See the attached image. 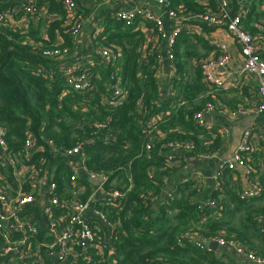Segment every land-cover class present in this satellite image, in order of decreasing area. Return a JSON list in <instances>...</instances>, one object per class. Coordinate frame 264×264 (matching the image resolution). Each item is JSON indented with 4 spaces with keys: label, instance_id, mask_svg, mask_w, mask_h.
<instances>
[{
    "label": "trees",
    "instance_id": "16d2710c",
    "mask_svg": "<svg viewBox=\"0 0 264 264\" xmlns=\"http://www.w3.org/2000/svg\"><path fill=\"white\" fill-rule=\"evenodd\" d=\"M45 1L47 12L51 14L47 22L38 17L34 24L29 19L24 31L0 23V127L4 130L8 155L23 154L25 141L31 136L36 150L24 158L26 164L47 168L56 184L54 192L60 200H67L72 196L71 172L62 151L79 143L84 145L85 169L106 174L102 190L105 193L115 189L125 192L119 204H95V208L105 212L109 222L116 224L112 230L113 254H109L107 264H232L214 250L198 245L218 236L244 244L253 251L246 242L244 229L250 227L256 232H264V210L248 211L253 202L264 197V179L259 182L262 190L259 196L242 200L240 194L244 189H239L230 200L223 201L227 170L222 174L221 187L205 201L193 180L181 182L176 175L177 168L165 164L160 149L164 140L182 139L193 141V154H214L222 149L223 136L214 129L199 127L193 114L208 102L226 109L244 108L235 98L225 101L221 97L227 89L210 93L202 81L199 63L203 55L190 51L186 44H191L193 39L200 43L206 41L196 35L190 37L181 33L172 48V63L177 72L172 77L159 79L156 75L161 65V41L154 37L146 39L136 22L126 25L113 14L104 13L100 19L101 30L93 44L111 47L120 53L116 68L100 62L92 69L90 87L72 91L66 87L64 76L56 74V62L40 54L39 48L60 44L70 50L72 45L71 24L61 2ZM231 1L234 10L238 0ZM146 2L154 5L152 0ZM15 3L16 0H0V14L13 8ZM171 6L189 14L215 9L216 5L215 0L204 3L171 0ZM16 15L26 16L23 11ZM241 22L246 31L264 40V0H250L242 10ZM197 24L206 32L214 30L203 23ZM42 29L45 37H42ZM188 54L194 55L195 59L190 76L184 73V60ZM46 70L54 73L52 78H47ZM113 73L119 78L126 99L109 108L105 98L108 76ZM170 86L175 90L174 95L167 93ZM139 100L143 110L141 116L136 112ZM165 113L167 115L157 122L155 133L162 140L155 139L147 150L141 121ZM48 140L52 145L47 143ZM250 157L251 154L244 156L246 163ZM28 183L27 179H22L19 184L28 191ZM78 184L85 187L77 194L78 199L85 201L91 194L92 185L86 179H78ZM16 185L8 183L7 187L15 190ZM165 189H168V195L162 197ZM211 200L217 205L211 206ZM240 209L248 212L239 219L243 230L231 223L232 212ZM204 217L205 221L201 222ZM98 261L93 254L90 264Z\"/></svg>",
    "mask_w": 264,
    "mask_h": 264
},
{
    "label": "built area",
    "instance_id": "2783aa9c",
    "mask_svg": "<svg viewBox=\"0 0 264 264\" xmlns=\"http://www.w3.org/2000/svg\"><path fill=\"white\" fill-rule=\"evenodd\" d=\"M59 1L67 15L68 22L71 24L69 36L71 38L75 37L80 32L84 22L82 15L79 14L82 0ZM93 1L98 5L108 2V0ZM249 1L238 0L237 8L233 10V2L231 0H215V9H209L202 13L185 14L180 9L172 7L171 0H152V3L159 8L160 12H155L148 5L141 3L129 9H119L113 13V16L126 25H131L134 22L138 23L146 39L154 37L158 39L157 41L164 43L162 56L159 60L161 64L160 70L156 75L159 79L172 77L177 72L172 63V48L183 29H185L186 23L197 21L213 29H225L234 37L243 57V64L239 71L240 76H245L247 79L257 83L254 110L257 114H262L264 113V40L253 36L242 25V10L247 7ZM19 11H23L26 16L30 17H38L43 13L39 0H25L19 6H14L2 12L0 14V23L14 27V15ZM162 15L168 19V27L163 23ZM212 45L216 54L203 57L199 63L202 81L208 86L210 93L220 88L227 89L229 84L233 86L238 83V80H235L234 76L232 78L230 73L221 75L217 72V69L224 68L230 59L227 45L223 42L212 43ZM39 49L40 54L44 58L56 62V74L64 76L66 87L72 91L88 89L90 87L92 69L99 66L100 62L107 63V67L115 69L120 56V53L111 47L94 46L93 51L99 61L91 60L81 65H71L66 62L70 52L69 47L54 44L50 47ZM165 60L168 61V73L164 76L162 67ZM53 74L51 70H46L47 78H52ZM115 74L108 76L107 81L105 104L109 108L122 104L126 99V93L120 87L119 78ZM167 93L170 95L175 94L173 86L169 87ZM179 102V104L182 103L180 100ZM171 105L173 107V103ZM245 111L246 109L242 107L226 109L208 102L202 109L193 114V119L199 127H206V119L212 112L226 114L229 119H236ZM136 112L139 116L143 112L140 100L136 103ZM166 115L167 113L152 115L151 117H145L141 121L142 133L147 139L145 144L147 150L151 148L155 139L162 140L155 133L158 129L157 122ZM252 137L253 133L251 130H243L239 145L230 158L217 156L215 153L194 154L203 160L213 157L217 158V167L212 176L216 183V189L221 187L222 174L225 171H233L237 167H246L247 163L244 156L252 154L255 150ZM47 143L52 145L51 140H48ZM33 144L34 141L29 136L25 141L24 149L31 148ZM160 146L165 158V164L170 168L181 165V159L177 156V152L189 151L193 153L195 149L193 141L182 139L164 140L160 143ZM83 147L84 145L79 143L64 149L62 155L69 160L67 164L71 172V186L73 188L78 186L80 169L85 171L86 177H103V181L99 183L97 188L100 191V196L97 200H95L97 189L93 185L91 194L85 201L78 199L77 191H73L75 193L72 192V196L69 199L60 200L57 193L54 192L56 184L51 173L47 168H42L41 165L38 167L30 166L29 172L22 178L29 181L30 190L28 191L23 190L22 184H19L21 180H18L19 183L14 196H10L7 186L0 184V264H90L93 254L99 259L97 264H107V258L110 257L107 254L108 237L103 231V227H108L112 232L116 224L109 222L105 212L102 209L95 208V204H119L120 200L125 196V192L115 189L105 193L102 190L103 184L107 179L106 174L93 173L85 169ZM0 148L11 159L10 163L14 166L15 162L12 160L15 158L9 156L6 152L7 144L2 128H0ZM44 174L47 175V178L44 183L46 188L43 192L41 178ZM129 177L128 179L130 180ZM33 188L35 190L31 191ZM163 192L168 195L169 191L167 189ZM261 192L259 182L253 180L250 187L241 192L240 198L249 200L259 196ZM41 196H44V202L40 206V213H35L28 205L41 201ZM91 202L94 203V206L92 209L93 217L90 220L85 218L84 215L89 211ZM209 204L211 206L217 205L213 200L209 201ZM26 208L31 210L27 211ZM39 221L43 222L41 227ZM114 235H116L115 232ZM210 241H216L218 246L229 248L250 262L264 264V256L250 251L244 244H239L232 240L227 241L222 236L209 238L205 242L198 243V245L200 247H208L206 242ZM109 254H113V251L111 250Z\"/></svg>",
    "mask_w": 264,
    "mask_h": 264
},
{
    "label": "crops",
    "instance_id": "0c3cea01",
    "mask_svg": "<svg viewBox=\"0 0 264 264\" xmlns=\"http://www.w3.org/2000/svg\"><path fill=\"white\" fill-rule=\"evenodd\" d=\"M198 1L200 3L205 2V0ZM16 2L17 3H15V6H19L20 4L25 2V0H16ZM45 3V0H41V3H39L43 13L38 17L41 18L43 22H47L49 21V19H51V14L47 12ZM141 3L148 5L155 12H160L159 8L155 5H151L146 1L141 0H108L107 3H103L101 5L94 3L93 0H87V2L83 0L82 5L79 9V14L82 15L84 22L80 32L75 37H72V45L70 47L69 55L66 58L67 64L81 65L82 63H88L91 60H96L98 58L96 54L92 55V53H94L93 39L101 30L100 19L104 13L111 15L119 9H129ZM17 13H15L14 15L15 29L24 31L27 27L29 19L34 21V24H36L35 21L38 17H17ZM162 21L165 26L168 27V19L164 15H162ZM197 23V21H189L185 24V29H183L182 33H187L188 35H190V37H194L196 35L202 37L206 41L205 43H200L198 40L193 39L192 42L194 43L192 50L197 54L203 55V57L216 54L212 43L215 44L216 42H223L227 45L228 51L230 53V59L225 67L218 68L217 72L221 75L230 73L232 75V78L234 76L235 80H238V83L233 86L229 84V88L223 91L220 95L225 101L231 100L233 98L237 99L238 105H241L246 109V111L240 114L236 119H229L228 115L218 112H212L207 117L206 127L208 129L216 130V132L222 135L224 138L222 149L218 150L215 154L217 156L220 155L221 157L227 155L230 150V145L232 144L235 137L234 134H238L245 129H249L253 133L252 143L255 147V150L251 154V157L249 159L250 161H247L248 163L246 167H237L235 168V170L229 171V173L225 175L227 185L224 189L221 199L223 201H228L230 200L229 198L232 194L234 195L235 193H238L239 189L249 188L253 180H257L258 182H260V179H264V113L257 114L254 110L256 104V81L247 79L245 76H240L239 74L240 68L243 64V57L240 54L239 47L234 37L222 28H216L214 30H208L206 32ZM85 26L87 27L86 32L84 31L86 29ZM137 27H139V25ZM140 28L141 26L138 29ZM42 31V37H45L44 29H42ZM55 37L58 36L55 35ZM163 45L164 43L160 42L159 47L162 48V51L164 48ZM204 45L208 46V48H206ZM88 47L92 49V53L87 50ZM189 58V63L192 66V64L195 62L194 55L191 54ZM191 70L192 67H190L188 70L186 69V71L184 72L185 75L188 76L189 74H191ZM162 73L165 76L166 73H168V68L166 67L165 70L162 69ZM35 150L36 146L33 144L31 148L24 149L23 154L12 156L13 158H15L14 160H12L15 162L13 166L10 163L11 159H9L0 148V184L8 186V183H16V186H18V180H22V178H24L30 170V166L26 164L27 160L24 158L29 157ZM176 154L181 159V165L176 166V175L179 176L180 181L182 182L193 180L195 183V188L198 189L199 194L202 195L201 199L205 201L209 199L213 191L216 189V183L213 180L212 176L217 167V158L213 157L207 160H203L196 157L192 152L189 151H179ZM67 161L69 160L67 159ZM6 167H8L10 170H8ZM83 172L85 173V171ZM46 178V174H44V176L41 178V187L43 192L46 188L44 185V183L46 182ZM78 179H85L82 177L80 172L78 175ZM165 182L169 188L170 185L168 183V178L166 177ZM84 188V186L78 184V186L75 188L71 187V190L72 192L77 191L78 193H80L84 190ZM7 189L9 190V195L14 196L16 189L11 190L9 187H7ZM34 190V188L31 189V191ZM166 190L167 189H165V191ZM39 202L30 204L28 205V207H31V209L34 210L35 213H40V206L42 205V203L41 201ZM251 210H253V213L258 211L262 212V210H264V197L261 200L253 202L248 211ZM232 213V216H234V218L233 220H231V223L237 224L236 227L239 230H243L244 226L239 219L245 217L248 212L244 209H240L238 211H233ZM84 216L87 219L92 218V210H89L87 213H85ZM204 219H206V217L201 218V222L205 221ZM103 231L108 237L107 254L109 255V252L112 250L111 248L113 246V243L110 244L109 240L112 241L113 235L108 227H103ZM244 231V236H247L248 240H246V242L249 245L250 249L260 255H264V232H256L254 231V229L251 230L250 227L245 228ZM214 251L215 254L222 256L224 259H226L227 262H230L232 264H247V262H249L244 257L239 256L231 251H225L223 249ZM223 253L229 254L230 257Z\"/></svg>",
    "mask_w": 264,
    "mask_h": 264
},
{
    "label": "water",
    "instance_id": "95a60500",
    "mask_svg": "<svg viewBox=\"0 0 264 264\" xmlns=\"http://www.w3.org/2000/svg\"><path fill=\"white\" fill-rule=\"evenodd\" d=\"M141 1H146V0H141ZM168 66V62L165 60L164 61V66H163V70L166 69V67ZM243 131H241L240 133H236L234 134L235 137L233 139V142L232 144L230 145V150L229 152L227 153V155H225L224 157L225 158H230L232 153L235 151L236 147L239 145V142H240V138H241V134H242ZM80 173L82 175L83 178H85L91 185H93L96 189L98 188V185L101 181H103V177L102 176H99L97 178H93V177H86V174L83 172V169H80ZM162 197H165L166 193L165 192H162ZM100 196V191L97 189L96 193H95V200H97ZM44 202V196H41V203ZM93 206H94V203L91 202L90 205H89V210H92L93 209ZM39 225L42 226L43 225V222L42 221H39ZM109 243L112 244V241L109 240ZM207 246L212 249V250H225V251H231L233 252L232 250H230L229 248H222L220 246H218V244L216 243V241H210V242H206ZM247 264H255L253 262H247Z\"/></svg>",
    "mask_w": 264,
    "mask_h": 264
},
{
    "label": "rangeland",
    "instance_id": "374dc122",
    "mask_svg": "<svg viewBox=\"0 0 264 264\" xmlns=\"http://www.w3.org/2000/svg\"><path fill=\"white\" fill-rule=\"evenodd\" d=\"M86 28V29H85ZM85 32H86V30H87V27L85 26ZM190 43V42H189ZM186 45H188V47L190 48V51H193L192 49H193V45H194V43H192V47H191V44H186ZM87 50H89L91 53H92V49L91 48H87ZM202 51H203V49H202ZM204 51H206V50H204ZM95 53H92V55H94ZM189 55H191V54H188V56L187 57H185L186 59L184 60V59H182V60H184L185 62H186V69L188 70L190 67H191V64L189 63Z\"/></svg>",
    "mask_w": 264,
    "mask_h": 264
}]
</instances>
